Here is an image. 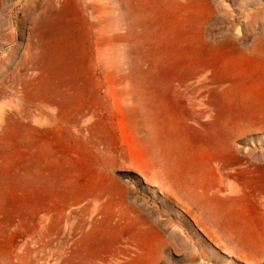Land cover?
Masks as SVG:
<instances>
[{
  "label": "rangeland",
  "instance_id": "1",
  "mask_svg": "<svg viewBox=\"0 0 264 264\" xmlns=\"http://www.w3.org/2000/svg\"><path fill=\"white\" fill-rule=\"evenodd\" d=\"M46 1L0 0V264H251L162 161L233 196L239 168L208 162L191 96L253 97L264 0ZM137 14L150 21L138 39H96L102 22L129 28ZM253 134L248 148L264 151V128ZM234 205L260 251L261 201Z\"/></svg>",
  "mask_w": 264,
  "mask_h": 264
},
{
  "label": "bare ground",
  "instance_id": "2",
  "mask_svg": "<svg viewBox=\"0 0 264 264\" xmlns=\"http://www.w3.org/2000/svg\"><path fill=\"white\" fill-rule=\"evenodd\" d=\"M60 4L61 2L59 0H47L43 6L53 8ZM93 4L95 5V3ZM24 10H26L25 6H23L21 11ZM136 16L137 19L134 23H131V27L129 28L127 26L123 28V26L119 24L115 30H113L102 22L100 27L95 30L94 34L96 39L101 40L103 38H110L109 42H115V39L118 38V36L115 35L117 31L131 32L136 39H138L142 35L144 29L150 27V21L139 14ZM159 24L160 19L157 20L155 25L158 30H161ZM129 33H126L122 38H128L130 36ZM48 34H50V31H48ZM252 53L256 56H260L261 54L259 48L252 49ZM248 77L251 78V91L253 97L250 98V100L247 99L244 104L242 103L243 106L237 104L236 106L231 105L229 107L224 99L222 100L221 95L214 98L212 102L206 103L207 93L202 90H197L192 93L191 96V98H195L196 100L200 99V101L197 100L196 103V106L199 108V119L206 118L204 122H200L199 120L195 121L194 126L203 137V152L208 162L216 169L229 168L232 166H238L239 168V172L234 175L236 181H238V185H234L235 187L233 186V188H231V194H233V196L223 198L215 193H208L212 190L210 186L204 187L200 180H191L188 176L183 177L182 172H180L181 168H178V172L175 173L173 170L174 157L171 154L163 159L162 164L169 179L172 180L174 177V180H176L175 183H177L178 186L176 184V189L173 187L172 189L177 194L178 192H182L179 186L183 185V194H185L187 198H193L196 204L203 208L200 213L202 217H208L213 222L214 227L219 231H228L229 228L234 231V236L238 238L236 242L241 250L237 253L236 251L232 253H234L238 259L251 264H264V247L259 251L256 248L255 240L245 236L244 232H240L243 227L241 228L240 223L236 220L240 214L233 207L239 199L248 197L260 200L264 207V151L257 152L254 148H248V143L254 141L252 139L249 140V136L247 135L250 133V136L254 137V131L264 128V78L259 79L253 74ZM212 93L213 92H211V94ZM246 115L248 117V124L244 122ZM189 167L188 164L184 163L182 168L186 169ZM166 192L167 194L173 193L171 189L166 190ZM106 195L107 192L105 190L101 192L98 199L101 200ZM83 225L86 227L85 224ZM70 229L72 230V228ZM225 243L227 244V242Z\"/></svg>",
  "mask_w": 264,
  "mask_h": 264
}]
</instances>
